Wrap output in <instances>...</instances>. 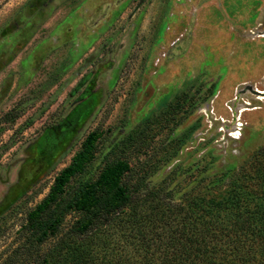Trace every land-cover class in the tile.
I'll use <instances>...</instances> for the list:
<instances>
[{
    "label": "rangeland",
    "instance_id": "obj_1",
    "mask_svg": "<svg viewBox=\"0 0 264 264\" xmlns=\"http://www.w3.org/2000/svg\"><path fill=\"white\" fill-rule=\"evenodd\" d=\"M92 131L95 157L69 195L122 161L146 209L256 174L264 0H0V264L94 262L71 252L77 211L41 245L24 230ZM116 226L91 254H116Z\"/></svg>",
    "mask_w": 264,
    "mask_h": 264
},
{
    "label": "trees",
    "instance_id": "obj_2",
    "mask_svg": "<svg viewBox=\"0 0 264 264\" xmlns=\"http://www.w3.org/2000/svg\"><path fill=\"white\" fill-rule=\"evenodd\" d=\"M98 137L97 131L85 137L48 193L27 213L24 230L31 246L57 236L67 214L77 211L71 233L78 239L71 252L85 261L93 257L91 264H264V148L255 158L256 174L248 172L226 192H200L183 202H167L165 208L157 202L146 209L135 200L138 190L123 180L129 170L124 161L81 181L69 195L73 180L95 157ZM131 205L133 214L119 216ZM115 215L116 254L96 257L90 244L102 239L107 232L101 227Z\"/></svg>",
    "mask_w": 264,
    "mask_h": 264
}]
</instances>
